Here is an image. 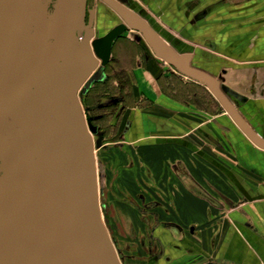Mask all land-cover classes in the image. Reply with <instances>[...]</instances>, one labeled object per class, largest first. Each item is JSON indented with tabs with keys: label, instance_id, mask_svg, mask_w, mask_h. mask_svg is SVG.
I'll list each match as a JSON object with an SVG mask.
<instances>
[{
	"label": "crops",
	"instance_id": "crops-1",
	"mask_svg": "<svg viewBox=\"0 0 264 264\" xmlns=\"http://www.w3.org/2000/svg\"><path fill=\"white\" fill-rule=\"evenodd\" d=\"M123 1L242 95L229 100L264 139V0ZM125 31L114 39L109 61L118 55L115 65L123 68L122 60L130 59L124 68L131 96L99 103L119 104L112 119L126 127V143L102 150L112 172L109 193L125 201L115 214L125 217L126 229L144 232L140 209L156 211L152 231L163 254L153 264H264V147L226 110L212 112L166 92L152 95L155 69L138 54L115 49ZM134 86L152 99L139 109Z\"/></svg>",
	"mask_w": 264,
	"mask_h": 264
},
{
	"label": "rangeland",
	"instance_id": "rangeland-1",
	"mask_svg": "<svg viewBox=\"0 0 264 264\" xmlns=\"http://www.w3.org/2000/svg\"><path fill=\"white\" fill-rule=\"evenodd\" d=\"M19 1L8 0L2 17L8 18L0 27V85L19 75L38 53L48 49L60 29L62 0H22L20 8ZM47 4V21L39 28L40 9ZM17 9L16 18H9ZM123 21L125 16L104 0H80L77 32L82 38L87 29H92L90 43ZM154 28L170 48L184 52L171 32L156 25ZM116 48L138 54L140 61L155 69L158 77L149 88L152 95L166 92L184 102L197 101L212 112L226 110L231 115L209 86L160 57L141 31L130 27L116 42ZM93 53L95 64L66 57L45 80L0 107V142L4 144L7 138L11 143L6 147L10 159L0 156V217L5 210L11 212L10 220L0 228V264H93L78 251L67 232L61 160L72 189L74 234L90 249L97 264H112L105 256L109 250L114 254L113 264H153L163 254L152 231V225L159 222L156 211L145 205L140 209V222L146 230H128L125 217L115 214L116 207L125 201L109 193L112 172L108 154L102 150L116 142L126 143V127L124 121L112 119L119 104H105L103 108L99 103L130 98L132 81L124 68L130 59L122 60V68L115 65L120 61L118 55L104 64ZM133 88L132 98L138 109L145 106L141 102L152 100L146 98L144 88ZM220 88L223 90L222 84ZM135 95L144 99L136 102ZM153 111L157 113V109ZM88 153L90 159L85 158ZM87 218L92 222L89 232L83 229Z\"/></svg>",
	"mask_w": 264,
	"mask_h": 264
},
{
	"label": "water",
	"instance_id": "water-1",
	"mask_svg": "<svg viewBox=\"0 0 264 264\" xmlns=\"http://www.w3.org/2000/svg\"><path fill=\"white\" fill-rule=\"evenodd\" d=\"M104 1L112 6L115 10L123 14L126 18V21L120 22L105 34L94 38L90 45V38L92 37L93 30L90 28L87 29L82 39L78 36L77 32L80 0H62L60 29L54 43L42 53H38L30 65L19 75L0 85V107L14 101L17 97L45 80L56 68V66L66 57H71L73 61H80L89 65H93L96 62L94 59V51L103 60L104 64L107 63L111 57L114 39L117 38L123 31L131 27L141 31L150 42L156 53L165 61L176 67L181 73L207 84L229 110L241 128L258 145L264 147V139H262L255 131L251 129V127L247 124L241 114L228 99L224 91L239 99H244L242 95L224 85H222L223 91L220 88V81L216 76L192 64L193 57L190 52L178 53L170 48V46L164 42L160 35L157 34L150 21L145 17L146 14L144 12L142 14H138L135 10L127 6L123 0ZM3 9L4 7L0 9V25L3 22L1 19ZM48 9V4L40 9L38 20L39 28H42L47 21ZM91 128L93 130L96 129V127L93 125ZM102 138L103 136L100 135L99 143H101ZM10 145L11 143L7 138L4 140V144L0 142V156L6 161L10 159L8 150L6 148ZM90 157V153L85 156L86 159H90ZM59 168L64 179V200L68 212L67 232L72 242L76 245L78 251L84 253L93 264H97V261L92 256L90 249L74 234L73 226L76 215L70 200L66 166L62 161L59 163ZM10 218L11 212L9 210H5L0 217V228L6 224ZM96 221L100 222L99 215L96 216ZM91 223V219H84L83 229L89 232V226ZM105 256L108 260H112V264L114 263V254L112 250L107 251Z\"/></svg>",
	"mask_w": 264,
	"mask_h": 264
},
{
	"label": "flooded vegetation",
	"instance_id": "flooded-vegetation-1",
	"mask_svg": "<svg viewBox=\"0 0 264 264\" xmlns=\"http://www.w3.org/2000/svg\"><path fill=\"white\" fill-rule=\"evenodd\" d=\"M19 8H20V5H21V3H22V0H20L19 2ZM2 7H4V9H3V13H2V17H3V15H5V13H6V10H7V7H8V0H2V3H1V5H0V9L2 8ZM18 8V9H19ZM18 9L16 10V12H14L9 18H16V16H17V14H18ZM2 17H1V19H2ZM7 18L8 17H5V19L3 20V22H2V24L0 25V27L4 24V22L7 20ZM120 22H118V23H116L115 25H117V24H119ZM115 25H113L111 28H113ZM111 28H109V30L111 29ZM108 30V31H109ZM106 33V32H105ZM104 33V34H105ZM103 35V34H102ZM100 36V35H99ZM82 39V38H81ZM100 79V78H99ZM96 80H98V78L96 79ZM93 126H95V127H97L96 125H94L93 124ZM103 136V135H102ZM103 139V138H102ZM4 213V212H3ZM2 213V214H3ZM2 216V215H1ZM5 225V224H4ZM3 225V226H4Z\"/></svg>",
	"mask_w": 264,
	"mask_h": 264
},
{
	"label": "bare ground",
	"instance_id": "bare-ground-1",
	"mask_svg": "<svg viewBox=\"0 0 264 264\" xmlns=\"http://www.w3.org/2000/svg\"><path fill=\"white\" fill-rule=\"evenodd\" d=\"M101 23V22H100ZM158 34V33H157ZM91 45V43H90ZM68 190H69V193H70V200H71V203H72V197H71V191H70V184H69V181H68ZM63 195H65V191H64V181H63ZM16 206V205H15ZM76 236V235H75ZM33 238V237H32ZM78 238V237H77ZM30 239H28V244L30 243ZM32 243V242H31ZM33 247V246H32ZM40 252V251H39Z\"/></svg>",
	"mask_w": 264,
	"mask_h": 264
}]
</instances>
